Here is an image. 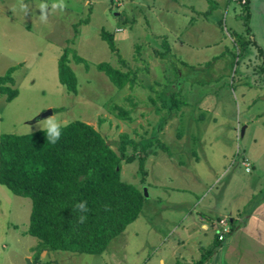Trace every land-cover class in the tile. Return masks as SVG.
<instances>
[{
  "label": "rangeland",
  "instance_id": "374dc122",
  "mask_svg": "<svg viewBox=\"0 0 264 264\" xmlns=\"http://www.w3.org/2000/svg\"><path fill=\"white\" fill-rule=\"evenodd\" d=\"M53 2L0 0V77L12 69V89L17 91L10 102L0 95V136L40 131L36 123L51 115L66 124L81 121L92 126L116 154L123 136L124 156L133 160L120 162V179L136 187L144 202L137 219L102 254L42 252L34 264L197 261L201 251L191 244L180 258L172 253L174 222L181 217L178 204L192 206L207 192L213 199L224 187L226 166L242 153L263 155L264 160V116L260 130L255 131V125L244 133V127L252 125L248 118L264 115L261 59L251 57L248 65L247 54L235 41V34L244 40L254 39L253 34L264 45V28L257 26L260 21L264 26V15L258 22L257 13L249 18L247 32L242 8L231 2L225 10L221 0H213L209 15L206 0H63L62 10L52 8ZM189 5L193 14L184 9ZM101 30L114 34L125 65L101 40ZM64 48L87 63V68L72 60L68 64L77 81L75 95L66 93L58 81L57 63ZM251 48L246 49L250 55ZM99 63L133 72L132 88L114 87L96 70ZM163 92H178L177 108L162 105L167 97ZM248 105L252 107L247 111ZM115 107L133 121L117 119L111 112ZM234 168L243 175L241 166ZM238 179L245 182L244 177ZM234 184L244 193L241 182ZM236 187L224 193L222 205L233 202L228 196ZM259 197L257 193L255 201L245 199L244 207L255 205ZM30 207L29 199L0 185V264H32L39 242L24 234Z\"/></svg>",
  "mask_w": 264,
  "mask_h": 264
},
{
  "label": "trees",
  "instance_id": "16d2710c",
  "mask_svg": "<svg viewBox=\"0 0 264 264\" xmlns=\"http://www.w3.org/2000/svg\"><path fill=\"white\" fill-rule=\"evenodd\" d=\"M207 2L208 14L215 8V3L213 0ZM248 5L249 0L241 4L247 32L250 30L247 26ZM99 36L117 61L125 65L115 47L114 34L101 30ZM235 37L243 51L248 46L255 47L256 57L261 59L258 71L264 76L262 50L251 38L244 40L236 34ZM71 60L87 68L84 59L64 48L58 59L57 76L66 93L75 95L77 81L68 65ZM95 68L117 89L132 88L135 74L130 70L122 72L108 63H99ZM11 71L0 77V95L5 96L6 102L17 96V91L12 89ZM166 95L162 105L168 110L177 108L179 102L175 96L178 92ZM111 112L121 121H133L124 110L115 107ZM125 145L122 136L116 154L97 130L81 121L67 123L55 144L47 142L43 131L0 136V185L31 203L24 234L39 242L32 264L38 262L42 252L100 255L112 239L137 219L143 206V195L120 179V162L133 160L132 156H124ZM144 159V156L140 158L142 164ZM80 201L85 202L86 213L74 207ZM81 215L85 217L83 221ZM214 247L206 249L192 264H205L214 253Z\"/></svg>",
  "mask_w": 264,
  "mask_h": 264
},
{
  "label": "crops",
  "instance_id": "0c3cea01",
  "mask_svg": "<svg viewBox=\"0 0 264 264\" xmlns=\"http://www.w3.org/2000/svg\"><path fill=\"white\" fill-rule=\"evenodd\" d=\"M221 1L222 7H224L225 10L231 2H233L232 0ZM233 3L241 8V4L236 2ZM184 9H187L188 12L192 14L194 12V7L191 5L184 7ZM248 11L249 18L251 19L255 17V13L259 15L255 18L258 22L260 16L264 15V0H249ZM209 14L210 13L206 15ZM262 25L263 21H260L257 26L259 28H264ZM252 36L254 39H251L259 46L264 56V45L260 44V41H257L255 35L252 34ZM250 47L253 49L252 55H250L251 53H248L247 50H244L245 55L247 54L246 62L248 65L249 58L252 57L253 61L257 60L255 47ZM244 69H246V66ZM253 73H255V70H253ZM250 107H252V105L247 106V111ZM262 116L264 115L261 112L260 115L255 116L254 114L250 117L251 119L248 118V120L252 122V125L247 124L244 127V133L246 134L249 132L251 130L250 128L255 125L256 128L254 127V130H260L258 125L260 126L262 124L259 123ZM256 141L257 139L253 137V142ZM243 148L248 147L243 146ZM262 158L263 155L258 157L256 154L252 156L247 153H242L238 160H234L231 164L227 162L228 165L221 176V178L225 180L224 182L223 180L217 182H223L222 184H224V187L217 192L218 194H215L216 196H214L213 199L207 192L203 193L201 198L197 197L196 202L191 204L192 206L184 203L178 204L181 217L174 222L176 227L174 232L176 239L175 245H172V253L175 257L180 258L184 254L182 252H185L186 247H189L191 244L201 251L198 258L202 255L203 250L215 246L214 253L205 264H264V181H261L264 180V160ZM245 160L249 164L248 171H246V167L242 164ZM235 165L243 168V175L237 174L238 171L234 170ZM229 174L231 175L228 177ZM238 176L244 177L245 182L244 180H239ZM203 180L204 179H200V182ZM234 181H236L237 185L238 182L244 185V193L241 189H237ZM233 185L236 187V190L234 188V192H231L232 195L228 196L233 202L231 204L227 203L226 205H222L221 198L225 192L230 191L228 188ZM190 192L196 194L194 190ZM257 193H259L261 197H259L255 205H248L249 207L247 208L244 207L245 199L248 201L250 197L252 201H255L254 197ZM220 222H225L226 225L223 229H226L227 232L222 240L218 241V234L222 229ZM207 234L210 235L209 238L206 237ZM186 255L188 256V254ZM159 262L160 264H164L162 259H160ZM194 262L196 261H192V259L189 258L186 263L192 264ZM174 264L177 263L175 262Z\"/></svg>",
  "mask_w": 264,
  "mask_h": 264
},
{
  "label": "clouds",
  "instance_id": "9594fccd",
  "mask_svg": "<svg viewBox=\"0 0 264 264\" xmlns=\"http://www.w3.org/2000/svg\"><path fill=\"white\" fill-rule=\"evenodd\" d=\"M38 7L41 9V19H44L43 11L45 9V4L41 3ZM51 7L62 10L66 5L63 3V0H56V2L51 3ZM66 126V122L59 120L56 115H51L44 119L42 123H36L35 125L38 130L43 131L49 144H55L60 139L62 129ZM74 207L81 213H86L87 211L84 201H80L75 204ZM84 218V215L80 216L81 221H83Z\"/></svg>",
  "mask_w": 264,
  "mask_h": 264
},
{
  "label": "built area",
  "instance_id": "2783aa9c",
  "mask_svg": "<svg viewBox=\"0 0 264 264\" xmlns=\"http://www.w3.org/2000/svg\"><path fill=\"white\" fill-rule=\"evenodd\" d=\"M232 1L236 2L238 4H244V2H245V0H232ZM242 164L246 167V171H248L249 170L248 169L249 168V164L246 161H244ZM220 224H221L222 229H221V231L218 234V240H222V238L224 237L225 233L227 232L226 229H223L225 227V225H226L225 222H220Z\"/></svg>",
  "mask_w": 264,
  "mask_h": 264
},
{
  "label": "water",
  "instance_id": "95a60500",
  "mask_svg": "<svg viewBox=\"0 0 264 264\" xmlns=\"http://www.w3.org/2000/svg\"><path fill=\"white\" fill-rule=\"evenodd\" d=\"M49 113V112H48ZM47 113H44V114H42V116H44V115H46ZM145 196H146V194H145ZM26 264H29V261L28 260H26Z\"/></svg>",
  "mask_w": 264,
  "mask_h": 264
}]
</instances>
